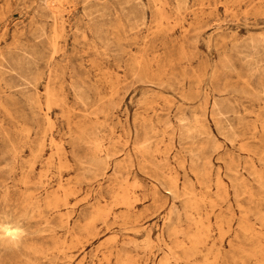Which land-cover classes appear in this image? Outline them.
I'll return each mask as SVG.
<instances>
[{
    "label": "rangeland",
    "instance_id": "374dc122",
    "mask_svg": "<svg viewBox=\"0 0 264 264\" xmlns=\"http://www.w3.org/2000/svg\"><path fill=\"white\" fill-rule=\"evenodd\" d=\"M135 2L145 23L134 26ZM40 3L0 0V220L18 219L23 229L16 245L0 244V264H214L208 253L213 246L224 253L217 264H260L264 0H162L163 18L151 11L152 0L124 6L123 0H64L67 35L58 39L54 55L48 41L32 33L44 17ZM101 4L109 14L104 19L96 15ZM154 16L161 26L150 23ZM107 27L119 34H105ZM141 53L151 67L164 53L173 64L146 81L128 70ZM49 63L63 71V79L52 84L50 123L45 105L33 102L36 92L44 101ZM102 75L111 81H92ZM178 109L185 112L183 121L196 117L202 128L185 135ZM44 132L65 156L61 168L51 166L40 176V159L51 148L45 141L33 157L31 147L38 148ZM93 139L102 143L97 153L103 160L109 154L95 172L84 168L95 154ZM60 180L78 189L71 205L61 206V216L53 206H25V185L42 193L55 190ZM171 180L178 192L168 190ZM117 189H125L134 205L125 216L113 197ZM184 189L195 193L193 215L186 211ZM95 204L108 213L88 229L75 228L74 236L66 233L63 220L72 225ZM196 216L205 241L191 254L181 241ZM240 219L250 232L241 230ZM33 247L41 254L34 255Z\"/></svg>",
    "mask_w": 264,
    "mask_h": 264
},
{
    "label": "bare ground",
    "instance_id": "6f19581e",
    "mask_svg": "<svg viewBox=\"0 0 264 264\" xmlns=\"http://www.w3.org/2000/svg\"><path fill=\"white\" fill-rule=\"evenodd\" d=\"M63 1L64 0H41V3L39 5H40V10H41L44 17L39 21L40 23H38L37 25L34 26V28L32 26V29H33L32 33L33 34H36V36H40L43 40L48 41L49 47L51 49L50 50L51 55H54L58 50V39L65 37L67 35L66 30H65V23H64L65 19H64L63 14H62ZM128 2H131V0H123V6L125 4H127ZM152 2H153V5L151 8V11L153 12L154 15L160 14L159 17L161 18L162 14H163L162 13V0H152ZM99 3H102V2H99ZM101 6L102 7H100V9H97L100 11L102 9L101 13H97L96 15H99L100 17H102L104 19V18H106L105 16H107L109 14L103 11L104 9H106V5L101 4ZM141 8H142L141 3L135 2L133 4V9L130 11V14L132 15V18L130 20H133L134 26L137 24L138 20H140L142 23H145L144 22L145 16H144L143 11L140 10ZM122 9H123V7H122ZM128 17H129V15H128ZM91 19H92V17H90V20ZM158 19L154 16L153 18L150 19V23L155 24L156 27L161 26L160 25L161 24L160 19L159 20ZM110 20L111 19L108 18L107 22H110ZM102 23H105V21H103ZM106 29H109V30H106ZM106 29L104 30L105 34H107L106 31H108L109 33H112V34H119V31L117 29H114L113 27H107ZM155 29H157V28H155ZM100 30L101 29H99V31ZM73 31H74V33H76L78 31V27L75 26V29ZM84 31L85 30H82V32H84ZM93 31L97 32V28L94 29ZM102 31L103 30H101V32ZM99 33L100 32H98L97 34H99ZM178 47H179L178 53L181 56L184 53L183 45L181 42H179ZM164 56H165V53L164 54H157L153 58L154 65L151 67L147 63V59L144 57L143 53H141V54L135 56V58L133 59V62L130 63V65H128V70L134 76L144 78L146 81H149V82H153L155 79H158L160 77V73L162 72V70L166 69L169 65L173 64L172 58H170L169 56H166L164 59ZM90 65H91V63H90ZM92 65H94V64H92ZM36 69H37V74L39 75L41 70L39 69V67H36ZM62 73H63V71L60 72V69L56 68L54 65L49 63L48 69L46 72V81L44 84L45 88L43 90L44 101H41V96L39 95L38 92H36V95L33 98V102L39 108H41V105H43V104L45 105L46 110H45L44 114H45V118H46L48 123H50V119L48 116V109L51 107V104L56 99L55 93L52 89V84L55 81H60V79H63ZM38 75L33 76V81L35 83H37V81L39 80L40 76H38ZM116 76H118V74ZM92 81L96 82V83H100L102 81L110 82L111 78L108 76L102 75L100 78L94 77L92 79ZM33 102L31 101L30 104L33 105ZM178 110H179V116H178L179 121L181 122V121L187 119L185 112H183V110H181V109H178ZM74 124H75V122H74ZM182 126L184 127V131L183 130H181V131L185 135H188V134L190 135L195 130H198L199 127L202 128V124L199 122V120L196 119V117H195V120H193V123L183 121ZM263 127H264V125H263ZM45 141H47V143L50 145L51 151H50L49 155L43 156V157L41 156L42 158L40 159V162L42 163L43 166H42V171L40 173V176L42 175V173L45 169H48L51 166H56L58 169L61 168L62 164H63V158L65 156L64 151H62L59 148L58 143L55 142L53 137L51 135L46 136V133L44 132L36 144V145H38V148L33 149L31 147V150L33 151V153H32L33 157L35 155H37L38 149L40 148V146L45 144ZM142 141L144 143H146L144 146L147 149V144L149 143V135H145L143 137ZM92 143L94 144L95 154L91 156L89 161L84 165V168L87 170H90L91 172H95L99 169L100 161H103L105 164H107L106 157H108L109 154L105 153L106 157L104 155L105 160H103L101 158V156H99V154L97 153L98 151H100L102 149V143L98 139H93ZM120 166H121V161L117 162L115 164V167H116L115 169L117 170ZM104 168H105V166H104ZM174 180L170 181V187L168 188V190L170 192H173V193L178 192V188H179L176 184V181H174ZM131 184H132V182H131ZM134 184H135V182L132 185H134ZM25 187L27 189L25 191V193H23V199L26 203L25 206L28 205L30 208L33 207V208H36L38 210H41V208H43V207L53 206L55 208V210L58 212L60 211L61 206L68 207L71 205V196H76L77 191H78V189H75V187L71 183V181H67L66 183H63L61 180L57 184V188L55 190L54 189L53 190L46 189L42 193H39V191H37V188H35L36 191L34 189L29 190V187H30L29 184H28V186L25 185ZM118 187H120V185ZM121 187L123 188V186H121ZM193 193L194 192L188 191L185 189L182 190V194L187 199L186 211L190 215H193V213L197 212V210H198L197 199H196V197H194L192 195ZM113 197L116 200H118V202L120 204H122L124 206V208H125L124 216L127 215L128 213H131L134 211V209H133L134 205L132 204L131 198L125 189H122V191L117 189L113 193ZM201 197H202V199L206 198L205 193L202 194ZM107 211L108 210H106L103 206H100L98 204H95L92 206L90 205L86 210V214L83 216H79L72 225L69 224L68 219L63 220L62 225H64L66 233L74 236L75 228L76 229L77 228L88 229L93 224V222L95 221L96 218H98L101 215L107 214L108 213ZM26 215H27L26 212L20 213V216H26ZM59 216H61L60 212H59ZM115 217H117V216L115 215ZM133 222L137 223V225L140 224V218L136 216L134 218ZM191 224L193 226V231L188 233L185 236L184 240H186L187 242H183L184 240H182L181 245L183 244L182 245L183 248H187L191 252V254H194L198 250L199 246L201 244H203V242L205 241V238H204L205 233L202 232L203 222H202L200 217H197V216L194 217ZM238 226L241 228V230L246 231V232H250L249 229L245 226V222L243 221V219L239 220ZM242 228H244V229H242ZM22 231H23L22 224H20V221L18 219L10 218V217L2 218L0 220V244L9 245V246L16 245L22 237ZM186 243H187V245L184 246V244H186ZM256 249L259 252L258 256L263 257V249L261 247H256ZM237 252H239V251H237ZM208 253H210L213 256V259L211 260V262H213L214 264H217L219 262V258L222 257V255H224L221 248L216 247V246H213V248L210 249L208 251ZM232 253H233L232 257L237 255L236 252H232ZM33 254L38 256L39 254H41V252L36 247H33ZM252 254H254V252H252ZM183 256L185 257V255H183ZM259 261H260L259 262L260 264H264V257L261 258ZM206 262H207V260H206ZM194 264H203V263H196L195 262Z\"/></svg>",
    "mask_w": 264,
    "mask_h": 264
}]
</instances>
